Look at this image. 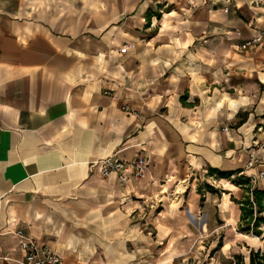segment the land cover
Segmentation results:
<instances>
[{"label":"crops","instance_id":"1","mask_svg":"<svg viewBox=\"0 0 264 264\" xmlns=\"http://www.w3.org/2000/svg\"><path fill=\"white\" fill-rule=\"evenodd\" d=\"M261 31L264 0H0V264L18 230L63 264H159L184 203L241 224L245 193L183 187L215 167L264 189ZM113 155L147 174L103 175Z\"/></svg>","mask_w":264,"mask_h":264},{"label":"rangeland","instance_id":"2","mask_svg":"<svg viewBox=\"0 0 264 264\" xmlns=\"http://www.w3.org/2000/svg\"><path fill=\"white\" fill-rule=\"evenodd\" d=\"M237 177H239V175H235L233 179ZM207 184L213 185L219 189V191H231L232 194L237 195L245 193L243 187L242 190L239 188L230 190L231 188L229 187L233 186L228 181L221 180L218 175L209 174L208 171L204 169L189 170L186 175L185 188L183 187V191H188L193 185L196 187L197 192L202 194L208 190ZM234 191H237V193H234ZM227 197H229V195ZM186 207L187 203H184V224L182 230L177 233H172L170 239L163 245L168 246L165 247L167 248L166 256L177 255V258L174 263L165 262L159 264H251V251L253 249L264 250V223L261 225L263 229L261 235H257L252 231L240 230V224H236L235 228L232 225L223 228L220 226L221 220L219 218V213L216 212L214 206H209L208 217L210 219V226L209 229L205 228V230H203L201 224L206 219L205 212H203L204 207H194V209L190 211ZM196 217L199 220H197ZM220 243L224 245L221 247V245H219ZM163 248L164 247H161L159 250L163 252ZM152 252H156L158 255L160 254L157 248H152Z\"/></svg>","mask_w":264,"mask_h":264},{"label":"built area","instance_id":"3","mask_svg":"<svg viewBox=\"0 0 264 264\" xmlns=\"http://www.w3.org/2000/svg\"><path fill=\"white\" fill-rule=\"evenodd\" d=\"M225 10L228 11V7H226ZM263 38L264 31H261L252 39L247 40L242 47L246 48L249 45L262 41ZM128 48L129 45L124 44L121 47V51L126 52ZM126 108L129 109L130 107L126 106ZM257 161L258 159L256 158L255 153L252 152L248 164L253 165ZM100 165L103 175L110 176L113 173H117L119 179L125 183L129 179L140 180L145 177L149 169L150 160L146 155H139L134 160H123L113 155L102 159ZM261 176H264V172L261 173ZM254 180L256 179L254 178ZM17 234L20 237L21 247L25 252L23 264H63L62 255L53 249L48 243L41 242L26 235L23 230H18Z\"/></svg>","mask_w":264,"mask_h":264},{"label":"trees","instance_id":"4","mask_svg":"<svg viewBox=\"0 0 264 264\" xmlns=\"http://www.w3.org/2000/svg\"><path fill=\"white\" fill-rule=\"evenodd\" d=\"M208 173L216 174L219 177L231 178L237 171L221 170L211 167ZM233 180L245 186V194L240 200L242 208V222L239 226L240 230L252 231L257 235H261L263 233L261 225L264 223V189L253 186L250 177L245 175H239V177ZM207 189L215 192L219 191V189L211 184H207ZM250 260L251 264H264V250L253 249L250 254Z\"/></svg>","mask_w":264,"mask_h":264}]
</instances>
